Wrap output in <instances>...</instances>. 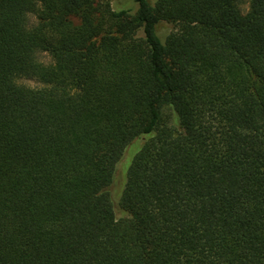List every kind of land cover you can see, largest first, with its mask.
I'll return each instance as SVG.
<instances>
[{
    "label": "trees",
    "instance_id": "1",
    "mask_svg": "<svg viewBox=\"0 0 264 264\" xmlns=\"http://www.w3.org/2000/svg\"><path fill=\"white\" fill-rule=\"evenodd\" d=\"M135 3L0 0V264H264V0Z\"/></svg>",
    "mask_w": 264,
    "mask_h": 264
},
{
    "label": "rangeland",
    "instance_id": "2",
    "mask_svg": "<svg viewBox=\"0 0 264 264\" xmlns=\"http://www.w3.org/2000/svg\"><path fill=\"white\" fill-rule=\"evenodd\" d=\"M156 1L157 0H148L151 5H154ZM111 6L114 10L118 11L131 10L132 12H136L138 9V5L135 3V0H111ZM173 30L174 27L170 24L161 23L157 26V33L162 39V41H165L168 34L171 33ZM144 140V138L140 139L136 141L133 145H131L129 148H127L123 157L117 165L114 182L109 188L114 204L116 218L118 220L129 217L128 213L121 208L120 200L127 181V173L129 167L133 161L135 154L143 145Z\"/></svg>",
    "mask_w": 264,
    "mask_h": 264
}]
</instances>
